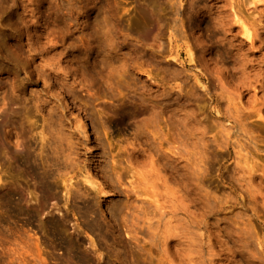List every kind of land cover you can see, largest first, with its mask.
I'll use <instances>...</instances> for the list:
<instances>
[{
    "label": "rangeland",
    "instance_id": "374dc122",
    "mask_svg": "<svg viewBox=\"0 0 264 264\" xmlns=\"http://www.w3.org/2000/svg\"><path fill=\"white\" fill-rule=\"evenodd\" d=\"M0 264H264V0H0Z\"/></svg>",
    "mask_w": 264,
    "mask_h": 264
},
{
    "label": "bare ground",
    "instance_id": "6f19581e",
    "mask_svg": "<svg viewBox=\"0 0 264 264\" xmlns=\"http://www.w3.org/2000/svg\"><path fill=\"white\" fill-rule=\"evenodd\" d=\"M257 1V0H256ZM259 1V0H258ZM90 229V228H89Z\"/></svg>",
    "mask_w": 264,
    "mask_h": 264
}]
</instances>
